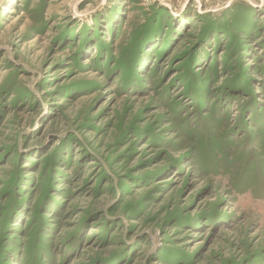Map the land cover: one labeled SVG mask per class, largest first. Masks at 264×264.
<instances>
[{
    "label": "rangeland",
    "instance_id": "374dc122",
    "mask_svg": "<svg viewBox=\"0 0 264 264\" xmlns=\"http://www.w3.org/2000/svg\"><path fill=\"white\" fill-rule=\"evenodd\" d=\"M0 264H264V0H0Z\"/></svg>",
    "mask_w": 264,
    "mask_h": 264
}]
</instances>
